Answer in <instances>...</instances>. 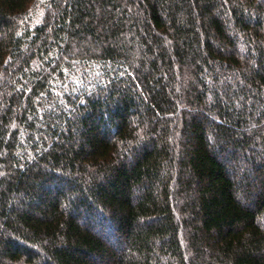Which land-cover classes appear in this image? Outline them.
Masks as SVG:
<instances>
[{
	"label": "trees",
	"instance_id": "obj_1",
	"mask_svg": "<svg viewBox=\"0 0 264 264\" xmlns=\"http://www.w3.org/2000/svg\"><path fill=\"white\" fill-rule=\"evenodd\" d=\"M0 264H264V0H0Z\"/></svg>",
	"mask_w": 264,
	"mask_h": 264
}]
</instances>
